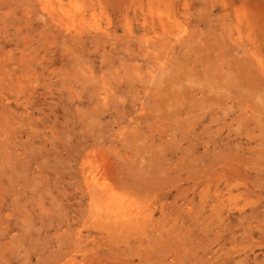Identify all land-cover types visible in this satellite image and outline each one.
<instances>
[{"label": "rangeland", "instance_id": "1", "mask_svg": "<svg viewBox=\"0 0 264 264\" xmlns=\"http://www.w3.org/2000/svg\"><path fill=\"white\" fill-rule=\"evenodd\" d=\"M0 264H264V0H0Z\"/></svg>", "mask_w": 264, "mask_h": 264}, {"label": "bare ground", "instance_id": "2", "mask_svg": "<svg viewBox=\"0 0 264 264\" xmlns=\"http://www.w3.org/2000/svg\"><path fill=\"white\" fill-rule=\"evenodd\" d=\"M109 4V3H108ZM173 40V39H172ZM170 41V40H169ZM174 67V66H173ZM176 67H177V64H176ZM230 73V72H229ZM228 74V73H227ZM189 75V74H188ZM209 75V74H208ZM228 76V75H227ZM240 76V75H239ZM192 77V76H191ZM262 78V77H261ZM237 79H238V76H237ZM226 80V79H225ZM230 80V79H229ZM226 81H228V80H226ZM241 83V82H240ZM209 86V85H208ZM220 86V85H219ZM218 87V86H217ZM221 88V87H220ZM192 90V89H191ZM232 91V90H231ZM202 95H204V94H202ZM199 96V95H198ZM196 97V96H195ZM185 101V100H184ZM148 104V103H147ZM193 108V107H192ZM158 109V108H157ZM202 113V112H201ZM152 116V115H151ZM180 139H181V136H180ZM186 167V166H185ZM102 177V176H101ZM92 180L93 181H96L95 180V177L93 176L92 177ZM136 184V183H135ZM136 186V185H135ZM137 187V186H136ZM142 187V186H141ZM141 189V188H140ZM85 193V192H84Z\"/></svg>", "mask_w": 264, "mask_h": 264}]
</instances>
